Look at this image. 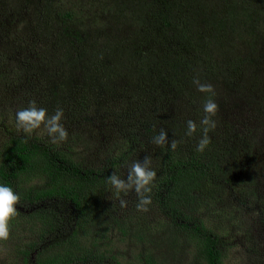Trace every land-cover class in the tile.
<instances>
[{
  "label": "rangeland",
  "instance_id": "obj_1",
  "mask_svg": "<svg viewBox=\"0 0 264 264\" xmlns=\"http://www.w3.org/2000/svg\"><path fill=\"white\" fill-rule=\"evenodd\" d=\"M152 5L153 0H0V149L10 132L23 131L17 127V110L35 100L49 115L62 108L67 140L80 132L75 148L99 164L121 134L124 110L142 97L166 96L161 80L152 76L153 60L142 42ZM63 8L75 10V19L57 18L56 10ZM182 9L197 41L194 49L203 56L190 70L186 89L203 104L214 99L218 117L251 123L263 167L262 176L252 177L256 195L228 189L219 202L222 212L211 215L203 204V217L228 242L224 264H264V0H182ZM194 78L213 85L215 95L199 92ZM31 134L52 139L43 125ZM133 155L134 161L140 157ZM127 173L125 166L118 168L121 178ZM105 196L115 205L128 201L118 219H128L129 225L122 231L115 224L107 232L105 222L88 225L78 239L83 248L97 244L119 264H146V253L160 264L202 263L199 246L185 236L174 240L169 218L156 207L138 211L112 186ZM29 226L35 225L23 218L9 221V238L0 240V264H24L25 250L40 240L38 229ZM43 242L38 245L43 257L72 249ZM38 255L31 253L34 264Z\"/></svg>",
  "mask_w": 264,
  "mask_h": 264
},
{
  "label": "trees",
  "instance_id": "obj_2",
  "mask_svg": "<svg viewBox=\"0 0 264 264\" xmlns=\"http://www.w3.org/2000/svg\"><path fill=\"white\" fill-rule=\"evenodd\" d=\"M150 8L142 42L153 60L152 76L161 80L166 96L157 100L155 95H148L124 110L127 121L119 125L121 134L99 164L88 162L75 148L81 141L80 132L73 133L65 143H54L38 134L10 132L0 149V184L11 187L20 197L10 221L26 219L35 225L29 226L30 231H39V242L31 243L24 252V264H34V251H39L36 264H119L116 256L108 260L97 244L86 249L78 239L89 226L105 222L107 232L115 224L121 228L129 225L128 219L122 221L124 225L118 219L122 209L119 202L106 203L105 188L111 187L108 177L113 171L118 173L120 166L128 169L134 162V153L140 155L137 160L145 156L151 159L157 176L148 207H156L169 218L176 233L173 239L185 236V240L195 242L200 253L197 258L203 264H224L228 242L216 230L219 227L213 229L206 223L201 209L204 204L211 215L221 213L224 205L219 202L228 189L256 195L253 179L255 174L263 175V167L254 148L255 134L251 123H235L215 115L212 119L216 127L208 132L210 144L203 152L196 150L203 135V101L186 88L190 70L203 56L194 49L197 41L185 19L182 0H153ZM63 9L56 10L57 18L75 19V10ZM156 95H161L159 90ZM189 119L197 123L192 136L185 134ZM161 128L167 131L169 142L157 146L151 139ZM172 140L178 141L175 150ZM119 195L128 196L132 205L138 203L134 190ZM47 240L52 241L49 248L69 244L72 249L43 257L38 245ZM142 258L146 264H160L149 253Z\"/></svg>",
  "mask_w": 264,
  "mask_h": 264
},
{
  "label": "clouds",
  "instance_id": "obj_3",
  "mask_svg": "<svg viewBox=\"0 0 264 264\" xmlns=\"http://www.w3.org/2000/svg\"><path fill=\"white\" fill-rule=\"evenodd\" d=\"M193 84L199 92L215 95L213 85L201 83L198 78L193 79ZM218 109L219 106L214 99L209 98L203 104L204 116L200 120V124L203 126V135L197 143L196 150L198 152H203L211 142L208 132L216 127V122L212 117L217 114ZM63 117L64 110L62 108H57L54 114L49 115L46 108L38 107L36 101L32 100L28 107L17 110L16 123L18 129L28 134L43 125L53 142L59 143L68 139V132L61 123ZM186 129L185 134L192 136L197 131V123L191 119L187 120ZM151 142L157 146L167 144L169 142L167 131L161 128L159 134L152 137ZM177 146L178 141L172 140L171 148L175 150ZM150 165V157L145 156L143 160H136L129 166L126 178H121L115 171L108 177V183L115 189L117 195L121 192L127 194L131 190L136 192L139 198L136 208L142 212H147L148 206L152 203L149 194L157 176L156 171ZM19 200V195L11 187L0 184V240L9 238V221L16 215V205ZM120 206L126 207L127 201L120 199Z\"/></svg>",
  "mask_w": 264,
  "mask_h": 264
}]
</instances>
